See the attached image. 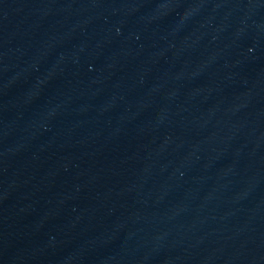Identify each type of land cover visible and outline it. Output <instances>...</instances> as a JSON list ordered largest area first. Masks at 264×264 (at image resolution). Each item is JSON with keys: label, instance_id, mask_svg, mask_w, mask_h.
<instances>
[{"label": "water", "instance_id": "95a60500", "mask_svg": "<svg viewBox=\"0 0 264 264\" xmlns=\"http://www.w3.org/2000/svg\"><path fill=\"white\" fill-rule=\"evenodd\" d=\"M0 264H264V0H0Z\"/></svg>", "mask_w": 264, "mask_h": 264}]
</instances>
